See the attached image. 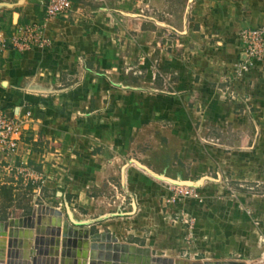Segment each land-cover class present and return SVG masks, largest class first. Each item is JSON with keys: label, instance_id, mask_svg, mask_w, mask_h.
Listing matches in <instances>:
<instances>
[{"label": "crops", "instance_id": "0c3cea01", "mask_svg": "<svg viewBox=\"0 0 264 264\" xmlns=\"http://www.w3.org/2000/svg\"><path fill=\"white\" fill-rule=\"evenodd\" d=\"M44 1L0 0L5 30L38 24L50 43L0 53V110L26 121L13 162L39 174L33 191L76 208L69 226L151 255L262 264L264 61L238 64L264 0H70L64 18ZM172 181L200 198L170 202Z\"/></svg>", "mask_w": 264, "mask_h": 264}, {"label": "built area", "instance_id": "2783aa9c", "mask_svg": "<svg viewBox=\"0 0 264 264\" xmlns=\"http://www.w3.org/2000/svg\"><path fill=\"white\" fill-rule=\"evenodd\" d=\"M46 18H64L71 8L70 0H45L43 2ZM141 14L144 10H141ZM3 16L0 12V53L9 48L18 51L31 48H46L50 43L41 37V26L29 23L27 25H13L5 30ZM244 45L241 53L244 59L239 60L238 67L242 70L254 69L264 61V34L262 28L253 29L241 35ZM26 121L14 112L0 110V164L7 173L20 177L25 184L39 181V174L27 164L16 165L13 159L18 157L20 139L25 132ZM171 191L170 202H177L182 198L198 200L200 197L193 187L168 185ZM39 193L38 187L33 191ZM187 224L181 217L178 220ZM191 221L190 218L188 222Z\"/></svg>", "mask_w": 264, "mask_h": 264}, {"label": "water", "instance_id": "95a60500", "mask_svg": "<svg viewBox=\"0 0 264 264\" xmlns=\"http://www.w3.org/2000/svg\"><path fill=\"white\" fill-rule=\"evenodd\" d=\"M2 6V4H0V7ZM173 184L177 185V186H182V187H193L195 188L199 183L198 182H191V181H172ZM40 213H49L52 214L53 216H60L61 213L51 207L48 206H39L37 209H34L31 213V215L29 216H25L22 218H16V219H8L7 221H0V237L7 235L8 236V243H9V248L11 249V257H15V254L18 256V250L15 252H13L12 248H23V251L25 249V251L23 252V256L25 257V260L28 258V251L29 249L32 248L31 246V239L33 238V229H34V219L36 217V215H40ZM67 218H69L72 222L76 223L73 218H72V214L69 211V209L67 208ZM57 228H53L52 231H50V233H53V235H55L56 237L59 236V228H58V223L59 220H57ZM44 222L43 219H41L39 216L36 218V228H35V234L39 235V234H48L47 229H44L43 227H41L42 223ZM65 231L63 233V237L65 238V240H63L62 244L63 245H68V246H75L76 243L75 242V235H73V231L70 230H66V227L64 228ZM84 235L85 238H90V242L91 244L89 245V260H88V264H94L95 262H93L94 260L92 258H97V259H104L106 262H112V264H118L119 262L121 264H125V263H134V264H183V262H178L175 261L173 262L172 259H167V258H159V257H151V252L149 251V249L147 248H141V247H135L133 245H127V244H119L117 242V239L114 236H111L109 233H105V234H100V233H95L90 235L89 231H81V235ZM52 235V234H51ZM52 235V236H53ZM73 236V237H71ZM66 238H69L68 241H66ZM41 239V238H40ZM72 241H74L72 243ZM106 241L107 244L105 245H101L100 246H96V243L99 242H103ZM48 241L41 240L39 242V238L36 237L35 238V244L33 245V248L36 250L37 252V256L44 252L47 253L46 250L43 251V249L41 247H39L38 244H42V243H46ZM52 242H54L52 240ZM109 242H112L113 244L111 245ZM72 244V245H71ZM83 252L82 254H78V252L75 251V248L68 249L66 254L69 257H75V256H80L82 255L83 258V264L87 263L86 260V254H87V245L88 243L85 241L83 242ZM81 245V246H82ZM58 245H56L57 247ZM79 246V245H78ZM12 247V248H11ZM80 247V246H79ZM78 247V248H79ZM99 248L103 251L99 252V256H93L94 255V250L96 248ZM56 254V253H53ZM48 256V255H47ZM36 257L32 258V262L35 264L36 263ZM30 258V257H29ZM23 260L22 262H10L9 264H30L29 262ZM47 262L49 264H58V260L57 257H49L47 259ZM0 264H2V261L0 260ZM106 264V263H105ZM184 264H195L192 263L191 261H185ZM204 264H213V263H209L206 262ZM215 264H219V263H215ZM222 264H244L242 262L240 263H222Z\"/></svg>", "mask_w": 264, "mask_h": 264}, {"label": "rangeland", "instance_id": "374dc122", "mask_svg": "<svg viewBox=\"0 0 264 264\" xmlns=\"http://www.w3.org/2000/svg\"><path fill=\"white\" fill-rule=\"evenodd\" d=\"M172 165L174 167L176 166L174 163ZM38 186H40L39 193L35 194L33 192L34 186L32 184H30V183L25 184L20 177H15L14 174L7 173L4 169H0V221H7L8 219H16V218H22L25 216H29V215H31V213L34 209H37L39 206H42V205L48 206L51 208H59L62 205L54 197L53 191H51L47 187L43 186V184H41V183H38ZM60 209H61V212L65 215L66 219L64 220L63 214L59 211L61 213V215L58 216V219H59L58 225L63 220L67 223L69 222V219L67 218L66 207L64 208L63 206H61ZM68 209L73 215L79 214V212L77 210H76L77 212L75 211L76 208H72L70 205H68ZM38 216L44 220V222L42 223L43 225L41 227H43L44 229L48 228L47 229L48 234L44 233V234L36 235L35 234L36 226H35L33 229V232H34L33 236H41V235L43 236L44 235L47 237V236L51 235L52 233H50V231H52L53 228H55V229L57 228V224L54 223L55 222L54 220L57 217H55L51 214H42V213H40V215L37 214L35 219H34L35 225H36V218ZM73 220L76 223L83 222V221L78 220L76 218H73ZM76 226L82 227V225H78V224ZM95 231H96L95 228H92L90 235H92ZM55 238H56V236H55ZM47 241H48L47 244L51 243L49 240H47ZM119 244H124V243H119ZM87 247H88V245H87ZM82 252H83V249L81 250V254H82ZM29 253H30L29 257L31 259L37 256V252L34 248L30 249ZM152 256L164 257L163 254L161 256L159 254V256H158L155 252L152 254ZM79 257H76L77 260L80 259ZM81 257H82V255H81ZM87 257H89V247L87 248L86 258ZM185 258H186L185 255H184V258L181 255L180 258L179 257L173 258V260L174 259L185 260ZM192 262H194V261H192ZM244 263H246V262H244ZM251 263L252 262L246 263V264H251ZM253 264H261V261L258 263H253ZM262 264H264V262H262Z\"/></svg>", "mask_w": 264, "mask_h": 264}, {"label": "bare ground", "instance_id": "6f19581e", "mask_svg": "<svg viewBox=\"0 0 264 264\" xmlns=\"http://www.w3.org/2000/svg\"><path fill=\"white\" fill-rule=\"evenodd\" d=\"M43 214H49V213H43ZM55 217H57V218H55V220L54 219L53 220L55 221L54 223L57 224V222H58L57 220H59V219H58V216H55ZM34 225H35V223H34ZM65 227H66V230L73 231V235H75V238H76L75 242L72 241V243L73 242L76 243V245L74 247L73 246H68V245L66 246V245L62 244L63 243L62 241L65 240V238L63 237V233L65 231V229H64ZM58 228H59L60 231H59V236L56 237V238H55V235H53V233H52L53 236L52 235H49L47 237L44 236V235L43 236L42 235L41 236H33V238L31 239L32 248H33V245L35 244V238L36 237L39 238V242L41 240H44V242L49 240L51 242L50 244H47V242L46 243H42V244H38L39 247H41L43 249V251L46 250V252H48V254L44 253V252L40 253L38 255V257H36L37 259H36V263L35 264H49L47 262V259L49 257H51V256L52 257H57L58 264H83V258L81 257V255H80V257L79 256L69 257V256H67L66 252H67V249L73 250L72 248H75V251L78 252V250H79L78 254H81V250L83 249L82 248L83 247V245H82L83 242L86 241L88 243V247H89V245L91 244L90 238H85L83 234L81 235V231H84V230H79V229L73 228L72 226H69V224L67 222H65L64 220L58 225ZM71 237H73V236H71ZM52 240L54 242H52ZM68 240H69V238H66V241H68ZM8 242L9 241H8V236L7 235H4V236L0 237V260L2 261V264H9L10 262H13V261L22 262L23 260H25V257L23 256V252L25 251V249L23 251L22 247L21 248H19V247L12 248L11 247L13 252H15V253L18 250V256L15 254V257H11V255H10V253H11L10 250L11 249L9 248V243ZM117 242H118V240H117ZM109 243L111 245L113 244L112 242H109ZM99 244L105 245L107 243H106V241L99 242V243H96V246H100ZM56 245H58V246L56 247ZM101 251H103V250H101V249H99L97 247L94 250V255L93 256L98 257L99 256V252H101ZM28 252H30V249H29ZM53 253H56V254H53ZM29 254L30 253H28V258L25 261H27V262L30 261L29 262L30 264H34L32 262V259L29 258ZM76 257H79L80 259L77 260ZM151 257H153V256H151ZM159 258H163V257H159ZM92 259L94 260L93 262H95L94 264H105V263L106 264H112V262H106L104 259H97V258H92ZM86 260H87L86 264H88L89 257H87ZM175 261L183 262V264L185 262V260H173V262H175ZM192 263L202 264V263H196V262H192ZM230 263H235V262H230ZM118 264H121V263L119 262ZM125 264H134V263H125Z\"/></svg>", "mask_w": 264, "mask_h": 264}]
</instances>
